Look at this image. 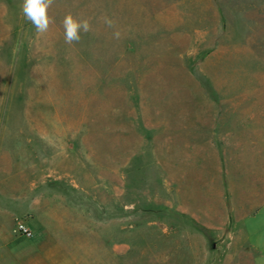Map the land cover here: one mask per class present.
I'll list each match as a JSON object with an SVG mask.
<instances>
[{"label":"rangeland","instance_id":"374dc122","mask_svg":"<svg viewBox=\"0 0 264 264\" xmlns=\"http://www.w3.org/2000/svg\"><path fill=\"white\" fill-rule=\"evenodd\" d=\"M22 3L0 0V264H256L264 0H54L42 34Z\"/></svg>","mask_w":264,"mask_h":264},{"label":"clouds","instance_id":"9594fccd","mask_svg":"<svg viewBox=\"0 0 264 264\" xmlns=\"http://www.w3.org/2000/svg\"><path fill=\"white\" fill-rule=\"evenodd\" d=\"M54 3V0H23L21 11L26 21L30 22L38 33L48 31L50 24L54 23L52 17L48 15V9ZM109 27L113 26L111 20L105 21ZM64 40L68 44L78 43L81 40V32L90 31V23L87 19H77L68 14L63 19ZM117 39L120 38V32L114 33Z\"/></svg>","mask_w":264,"mask_h":264},{"label":"crops","instance_id":"0c3cea01","mask_svg":"<svg viewBox=\"0 0 264 264\" xmlns=\"http://www.w3.org/2000/svg\"><path fill=\"white\" fill-rule=\"evenodd\" d=\"M250 245L257 251L256 264H264V207L246 221Z\"/></svg>","mask_w":264,"mask_h":264},{"label":"built area","instance_id":"2783aa9c","mask_svg":"<svg viewBox=\"0 0 264 264\" xmlns=\"http://www.w3.org/2000/svg\"><path fill=\"white\" fill-rule=\"evenodd\" d=\"M18 229L27 237H30L32 235L31 230L23 224H19Z\"/></svg>","mask_w":264,"mask_h":264}]
</instances>
